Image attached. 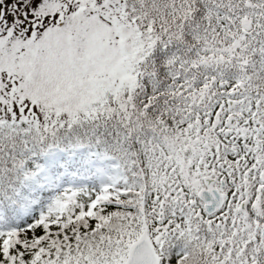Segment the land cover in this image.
<instances>
[{"label":"snow or ice","instance_id":"6c2138e0","mask_svg":"<svg viewBox=\"0 0 264 264\" xmlns=\"http://www.w3.org/2000/svg\"><path fill=\"white\" fill-rule=\"evenodd\" d=\"M0 264H264V0H0Z\"/></svg>","mask_w":264,"mask_h":264}]
</instances>
